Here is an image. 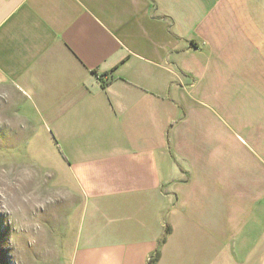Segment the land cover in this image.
Here are the masks:
<instances>
[{
	"label": "crops",
	"instance_id": "crops-1",
	"mask_svg": "<svg viewBox=\"0 0 264 264\" xmlns=\"http://www.w3.org/2000/svg\"><path fill=\"white\" fill-rule=\"evenodd\" d=\"M258 4L0 0V128L55 156L42 264H264Z\"/></svg>",
	"mask_w": 264,
	"mask_h": 264
},
{
	"label": "rangeland",
	"instance_id": "rangeland-1",
	"mask_svg": "<svg viewBox=\"0 0 264 264\" xmlns=\"http://www.w3.org/2000/svg\"><path fill=\"white\" fill-rule=\"evenodd\" d=\"M255 13L264 14V6ZM38 130L0 128V264H42L47 242L56 246L61 234L55 156Z\"/></svg>",
	"mask_w": 264,
	"mask_h": 264
},
{
	"label": "trees",
	"instance_id": "trees-1",
	"mask_svg": "<svg viewBox=\"0 0 264 264\" xmlns=\"http://www.w3.org/2000/svg\"><path fill=\"white\" fill-rule=\"evenodd\" d=\"M159 258H160V252L158 251L150 264H158Z\"/></svg>",
	"mask_w": 264,
	"mask_h": 264
}]
</instances>
